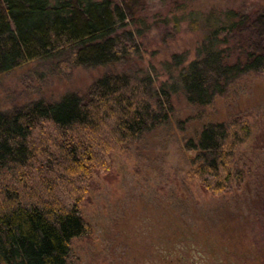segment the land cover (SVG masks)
<instances>
[{"label":"trees","instance_id":"trees-1","mask_svg":"<svg viewBox=\"0 0 264 264\" xmlns=\"http://www.w3.org/2000/svg\"><path fill=\"white\" fill-rule=\"evenodd\" d=\"M132 1L0 0V74L31 61L58 74L108 67L84 95L0 111V264H69L72 240L90 230L81 207L114 153L167 125L173 95L203 106L237 77L264 72V0L220 11L180 0V17L203 37L195 58L166 63L163 80L138 65V42L156 20ZM251 134L245 115L209 122L185 139L187 176L214 195L241 188L251 171L235 158Z\"/></svg>","mask_w":264,"mask_h":264},{"label":"rangeland","instance_id":"rangeland-1","mask_svg":"<svg viewBox=\"0 0 264 264\" xmlns=\"http://www.w3.org/2000/svg\"><path fill=\"white\" fill-rule=\"evenodd\" d=\"M179 1H132L136 15L156 20L138 42L141 52L135 58L158 80L166 79V63L175 55L185 62L195 58L203 37L201 29L193 30L180 17ZM244 2L187 3L194 10L220 11ZM165 17L168 23H160ZM52 68L46 61H31L1 73L0 111L33 100L57 101L71 92L84 95L108 70L76 66L58 74ZM172 98L171 121L146 131L128 151L114 153L108 174L94 176L81 207L90 230L72 240L69 264H264V72L237 77L203 106L182 94ZM238 115L249 119L252 134L235 161L251 174L241 188L214 195L187 176L191 151L184 142L209 122Z\"/></svg>","mask_w":264,"mask_h":264}]
</instances>
